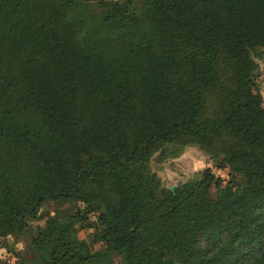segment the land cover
Wrapping results in <instances>:
<instances>
[{
  "label": "trees",
  "instance_id": "16d2710c",
  "mask_svg": "<svg viewBox=\"0 0 264 264\" xmlns=\"http://www.w3.org/2000/svg\"><path fill=\"white\" fill-rule=\"evenodd\" d=\"M262 59L264 0H0V264H264Z\"/></svg>",
  "mask_w": 264,
  "mask_h": 264
},
{
  "label": "rangeland",
  "instance_id": "374dc122",
  "mask_svg": "<svg viewBox=\"0 0 264 264\" xmlns=\"http://www.w3.org/2000/svg\"><path fill=\"white\" fill-rule=\"evenodd\" d=\"M259 62L263 66L260 82L262 85V92L264 96V59ZM206 166H210L212 168V171H214L216 174L221 175L225 179L227 178L226 170L218 169L213 166L210 158L193 145L186 146L183 153L178 157L164 161H158L156 158L152 159V167L161 176L164 184L168 186L175 185L177 182L186 179L187 177L191 176L195 171L201 170ZM46 208L47 207H45V209ZM33 223L36 224L37 222L35 221ZM38 223H42V221H38ZM3 240L7 241L9 244H12L14 242V237H0V258L6 256L4 254L7 252V246L2 245ZM27 241V236H23L19 240H16L14 242L15 250H22L24 253V248L27 244ZM99 246V243H96L94 245L95 248H98ZM19 260L20 259L18 258V264H22Z\"/></svg>",
  "mask_w": 264,
  "mask_h": 264
},
{
  "label": "water",
  "instance_id": "95a60500",
  "mask_svg": "<svg viewBox=\"0 0 264 264\" xmlns=\"http://www.w3.org/2000/svg\"><path fill=\"white\" fill-rule=\"evenodd\" d=\"M173 187H174V185H169V188H170V189H173Z\"/></svg>",
  "mask_w": 264,
  "mask_h": 264
},
{
  "label": "crops",
  "instance_id": "0c3cea01",
  "mask_svg": "<svg viewBox=\"0 0 264 264\" xmlns=\"http://www.w3.org/2000/svg\"><path fill=\"white\" fill-rule=\"evenodd\" d=\"M263 93V92H262Z\"/></svg>",
  "mask_w": 264,
  "mask_h": 264
}]
</instances>
